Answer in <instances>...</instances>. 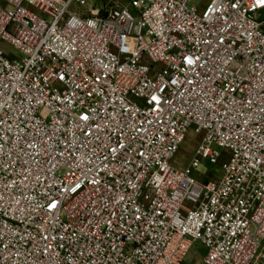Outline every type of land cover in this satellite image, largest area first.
<instances>
[{"label":"built area","instance_id":"1","mask_svg":"<svg viewBox=\"0 0 264 264\" xmlns=\"http://www.w3.org/2000/svg\"><path fill=\"white\" fill-rule=\"evenodd\" d=\"M191 1L0 0V264H264V0Z\"/></svg>","mask_w":264,"mask_h":264},{"label":"rangeland","instance_id":"2","mask_svg":"<svg viewBox=\"0 0 264 264\" xmlns=\"http://www.w3.org/2000/svg\"><path fill=\"white\" fill-rule=\"evenodd\" d=\"M209 0H192L190 3L191 7L198 6L200 10L205 8ZM124 4H127V1H123ZM77 6L71 8L72 11L78 10ZM1 49L8 55L14 54V49L2 43L0 45ZM199 143V138L191 132L187 135L185 141L181 144L179 151L175 155L172 163L177 168H188L193 160L195 155L196 148ZM195 176L200 177L201 175L205 176L207 179H214L220 175V166L217 162H210L205 160L202 162V166L194 173ZM182 264H201V257L196 255V251L193 250L190 252L186 260Z\"/></svg>","mask_w":264,"mask_h":264}]
</instances>
